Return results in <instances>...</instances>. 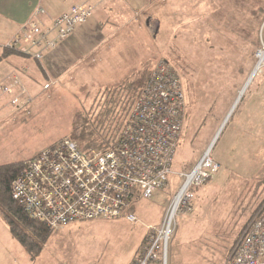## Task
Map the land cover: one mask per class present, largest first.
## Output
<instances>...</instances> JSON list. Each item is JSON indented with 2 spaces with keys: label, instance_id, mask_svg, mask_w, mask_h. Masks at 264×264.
<instances>
[{
  "label": "rangeland",
  "instance_id": "obj_1",
  "mask_svg": "<svg viewBox=\"0 0 264 264\" xmlns=\"http://www.w3.org/2000/svg\"><path fill=\"white\" fill-rule=\"evenodd\" d=\"M152 1L160 26L154 19L153 35L138 30L127 44L139 61H132V52L127 55L132 60L120 69L113 55L108 70L111 84L145 64L178 76L185 106L168 185L130 204L133 221L126 216L92 219L52 230L35 264H129L151 227L161 224L179 173L207 151L218 169L193 189L191 209L179 215L168 242L166 264H224L264 203V57H259L264 53V0ZM134 62L138 65L125 68ZM104 77L85 63L53 88L46 77L37 93L23 84L27 93L21 108L1 97L0 165L26 162L68 137L81 116L95 113L107 85ZM239 94L234 110L239 109L226 120Z\"/></svg>",
  "mask_w": 264,
  "mask_h": 264
},
{
  "label": "built area",
  "instance_id": "obj_2",
  "mask_svg": "<svg viewBox=\"0 0 264 264\" xmlns=\"http://www.w3.org/2000/svg\"><path fill=\"white\" fill-rule=\"evenodd\" d=\"M103 2L74 4L49 25L37 7L5 47L40 62ZM158 68L151 72L119 139L110 148L101 151L93 146L83 152L77 142L65 137L26 160L10 193L30 219L52 230L98 218L126 216L133 221L130 204L168 185L185 104L178 76ZM7 79L0 84V101L9 98L10 105L23 107L27 92L21 76L14 73ZM217 169L207 151L190 170L179 173V185L161 224L149 228L144 246L129 264H166L167 245L179 215L191 209L193 189ZM224 264H264V203L235 240Z\"/></svg>",
  "mask_w": 264,
  "mask_h": 264
},
{
  "label": "crops",
  "instance_id": "obj_3",
  "mask_svg": "<svg viewBox=\"0 0 264 264\" xmlns=\"http://www.w3.org/2000/svg\"><path fill=\"white\" fill-rule=\"evenodd\" d=\"M82 1L84 0H0V82L7 81L8 77L17 72L31 93H37L42 89L43 77L53 81V88L72 76L85 63L94 64L99 68V74L105 75L103 79H107V85L104 87L117 85L127 78L134 70L119 83L111 84L109 63L114 55L119 61V66L115 63L113 70L114 73L117 72V66L121 69L130 62L128 60H132L127 55H132L135 51L127 44L138 30H144L149 36L153 35V31L156 32V29L152 30L151 23L154 19L158 21L160 12H155L156 4L153 6L152 0H105L91 18L45 53L40 62L18 52H7L6 44L20 31L34 9L38 7L44 11L42 20L45 25H49L51 18ZM158 23L160 26V21ZM132 61H139V56L136 54ZM135 62L125 68L132 69L138 65ZM0 233L4 235L0 237V264H35L37 259L34 262L29 260L28 254L10 235L4 224Z\"/></svg>",
  "mask_w": 264,
  "mask_h": 264
},
{
  "label": "trees",
  "instance_id": "obj_4",
  "mask_svg": "<svg viewBox=\"0 0 264 264\" xmlns=\"http://www.w3.org/2000/svg\"><path fill=\"white\" fill-rule=\"evenodd\" d=\"M153 68L151 64H145L119 84L105 86L103 99L95 113L81 116L67 136L77 142L83 152L93 146L101 151L110 148L119 139L134 102L143 91ZM238 109L234 110L233 115ZM24 165L23 160L0 165V220L28 254L29 260L34 262L53 231L44 223L30 219L11 198L12 182Z\"/></svg>",
  "mask_w": 264,
  "mask_h": 264
},
{
  "label": "water",
  "instance_id": "obj_5",
  "mask_svg": "<svg viewBox=\"0 0 264 264\" xmlns=\"http://www.w3.org/2000/svg\"><path fill=\"white\" fill-rule=\"evenodd\" d=\"M247 81H248V80H247ZM246 83H247V82H246ZM245 85H246V84H245ZM242 90H243V89H242ZM239 95H240V96H239ZM239 95L237 96V100H236V102H234V104L232 105V107L234 106L233 109H232V110L230 109L231 111L229 110L228 115H227V118H225L226 120H227L228 117L230 116V113H231V112L234 110V108L236 107V105H237V103H238V100H240V98L242 97V94H239ZM225 119H224L223 122L226 121ZM222 124H223V123H222ZM222 124H221V125H222ZM220 127H221V126H220ZM211 147H212V145H209V148H210V149H211ZM210 149H209V150H210Z\"/></svg>",
  "mask_w": 264,
  "mask_h": 264
},
{
  "label": "bare ground",
  "instance_id": "obj_6",
  "mask_svg": "<svg viewBox=\"0 0 264 264\" xmlns=\"http://www.w3.org/2000/svg\"><path fill=\"white\" fill-rule=\"evenodd\" d=\"M260 59H262L263 57H264V53L263 54H260ZM260 62H262V60L260 61ZM259 62V63H260ZM256 68H258L257 66L255 67V69H254V71H253V73L251 74V76H250V78H249V80L253 77V75L255 74V72H256ZM182 120H183V115H182ZM98 219H101V218H98ZM90 220H92V219H90ZM105 220V219H104Z\"/></svg>",
  "mask_w": 264,
  "mask_h": 264
}]
</instances>
